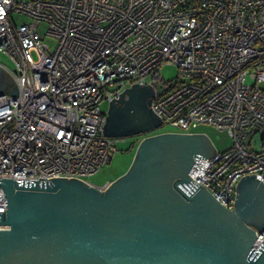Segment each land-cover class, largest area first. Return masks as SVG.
Segmentation results:
<instances>
[{
	"label": "built area",
	"instance_id": "1",
	"mask_svg": "<svg viewBox=\"0 0 264 264\" xmlns=\"http://www.w3.org/2000/svg\"><path fill=\"white\" fill-rule=\"evenodd\" d=\"M0 53L17 88L0 97L1 179L92 185L119 141L103 135L101 105L139 84L169 133L227 134L229 147L188 172L221 206L233 209L245 175L264 183V0H0ZM255 236L253 250L264 228Z\"/></svg>",
	"mask_w": 264,
	"mask_h": 264
},
{
	"label": "water",
	"instance_id": "2",
	"mask_svg": "<svg viewBox=\"0 0 264 264\" xmlns=\"http://www.w3.org/2000/svg\"><path fill=\"white\" fill-rule=\"evenodd\" d=\"M4 94L17 88L0 66ZM153 97L133 84L108 103L103 135L142 139L128 170L104 189L0 178V264H264V239L252 249L264 228V183L245 175L233 209L221 206L188 176L194 160L214 155L205 135L146 136L161 128Z\"/></svg>",
	"mask_w": 264,
	"mask_h": 264
},
{
	"label": "rangeland",
	"instance_id": "3",
	"mask_svg": "<svg viewBox=\"0 0 264 264\" xmlns=\"http://www.w3.org/2000/svg\"><path fill=\"white\" fill-rule=\"evenodd\" d=\"M13 20L17 24L28 22L27 18L21 14L14 15ZM39 32H41L42 35H45L46 26L40 25ZM0 63L12 68L11 62L5 55L1 53ZM176 74L177 70L174 66H164L160 69V76L164 81H174ZM101 109L106 111L107 104L103 103L101 105ZM174 131L175 129L169 126H164L154 132V134L169 133ZM194 133L205 135L217 152L225 150L230 145V139L228 138L227 134L225 132H219L211 126L202 125L194 130ZM141 139L142 137L119 140L116 144V152L113 154L110 162L99 169L97 173L88 179V181L94 186L101 187L106 183L112 182L122 176L128 170L135 149Z\"/></svg>",
	"mask_w": 264,
	"mask_h": 264
},
{
	"label": "trees",
	"instance_id": "4",
	"mask_svg": "<svg viewBox=\"0 0 264 264\" xmlns=\"http://www.w3.org/2000/svg\"><path fill=\"white\" fill-rule=\"evenodd\" d=\"M8 88L11 89V84H8Z\"/></svg>",
	"mask_w": 264,
	"mask_h": 264
}]
</instances>
